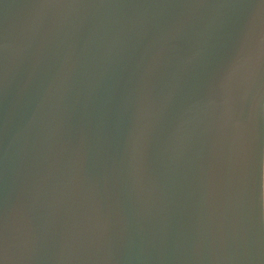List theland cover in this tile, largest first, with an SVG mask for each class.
<instances>
[{
	"label": "water",
	"instance_id": "1",
	"mask_svg": "<svg viewBox=\"0 0 264 264\" xmlns=\"http://www.w3.org/2000/svg\"><path fill=\"white\" fill-rule=\"evenodd\" d=\"M2 264H264V0H0Z\"/></svg>",
	"mask_w": 264,
	"mask_h": 264
},
{
	"label": "snow or ice",
	"instance_id": "2",
	"mask_svg": "<svg viewBox=\"0 0 264 264\" xmlns=\"http://www.w3.org/2000/svg\"><path fill=\"white\" fill-rule=\"evenodd\" d=\"M0 238H2V214H0ZM2 264V262H0Z\"/></svg>",
	"mask_w": 264,
	"mask_h": 264
}]
</instances>
